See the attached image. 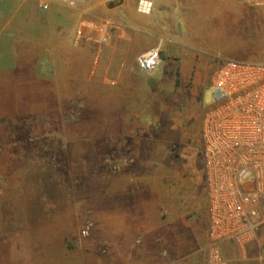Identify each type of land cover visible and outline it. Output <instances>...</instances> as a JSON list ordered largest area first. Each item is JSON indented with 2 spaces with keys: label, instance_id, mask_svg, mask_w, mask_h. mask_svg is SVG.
I'll list each match as a JSON object with an SVG mask.
<instances>
[{
  "label": "rangeland",
  "instance_id": "obj_1",
  "mask_svg": "<svg viewBox=\"0 0 264 264\" xmlns=\"http://www.w3.org/2000/svg\"><path fill=\"white\" fill-rule=\"evenodd\" d=\"M259 1L176 0L170 5L172 15L184 14L190 21L178 19L196 57L185 69V86L170 83V97L152 95L145 79L137 77L143 73L136 63L95 65L80 57V63L63 65L55 74L54 66L45 70L28 63L29 57L0 55V264L14 258L19 264H53L59 255L65 259L76 251L84 255L79 264L120 260L123 247L110 241L103 228L105 187L118 184L135 154L150 148L137 140L150 138L159 142L160 153L168 154L169 161L161 162L170 164V205H176L170 220L194 221L190 251L207 264L201 122L218 65L229 59H264ZM120 68L134 76L133 89L121 90L119 82L105 85L104 79ZM52 76L63 80L57 95L45 90L55 84L46 80ZM196 76L202 88L192 93ZM143 120L151 122L144 126ZM87 222L88 234L80 236ZM176 227L181 233L188 228ZM174 244V253L188 248L182 240ZM138 245L133 241L128 248ZM221 249L229 264H264V233L243 247L226 243Z\"/></svg>",
  "mask_w": 264,
  "mask_h": 264
},
{
  "label": "crops",
  "instance_id": "obj_2",
  "mask_svg": "<svg viewBox=\"0 0 264 264\" xmlns=\"http://www.w3.org/2000/svg\"><path fill=\"white\" fill-rule=\"evenodd\" d=\"M141 1L0 0V51L7 50L0 55L16 59L29 57L34 60L28 63H38L45 70L54 66L56 74L63 65L80 63V57L90 59L87 63L95 65H134L138 54L157 46L161 62L152 72H142L137 77L145 79L154 92L152 95L170 97V83L184 87L185 69L196 58L190 45L184 42L178 19L187 25L190 21L184 14L172 15L170 5L176 0H147L151 2L149 12L139 9ZM40 4L43 9H39ZM120 70L105 78V85L112 87L119 82L121 90L133 89L134 76ZM52 79L55 84L45 90L55 91L53 95H57L63 80L53 76L46 78ZM201 88L202 83L196 76L192 93ZM141 122L146 126L151 121ZM136 144H148L150 148H142V152L135 154L133 163L120 172L118 184L105 187L104 232L110 241L118 240L123 252L119 253L120 260L105 262L108 261L105 258L104 263L203 264L190 251L195 235L189 227L194 221L182 220V217L170 220V210L176 205L173 202L170 205V164L162 163L168 160V154L160 153V144L153 138L138 139ZM147 150L150 152L146 153ZM184 189L187 191L189 187ZM181 206H186L185 201ZM180 224L188 227L187 230L178 231L176 225ZM180 240L184 242L183 247L188 248L172 252L170 243L175 245ZM133 241L139 245L135 249L128 248V243ZM80 256L84 255L77 251L65 255V259L59 255L53 264H79ZM10 263L19 264L21 260L14 258Z\"/></svg>",
  "mask_w": 264,
  "mask_h": 264
},
{
  "label": "built area",
  "instance_id": "obj_3",
  "mask_svg": "<svg viewBox=\"0 0 264 264\" xmlns=\"http://www.w3.org/2000/svg\"><path fill=\"white\" fill-rule=\"evenodd\" d=\"M259 4L264 18V0ZM150 8V1L139 4L143 12ZM161 59L155 46L135 62L141 72L150 73ZM209 88L199 148L207 196V264H229L222 244L243 247L264 231V59L224 60ZM90 226L87 222L80 236Z\"/></svg>",
  "mask_w": 264,
  "mask_h": 264
}]
</instances>
